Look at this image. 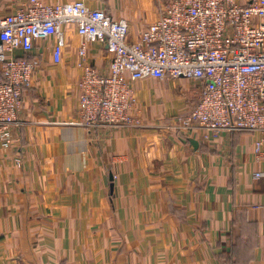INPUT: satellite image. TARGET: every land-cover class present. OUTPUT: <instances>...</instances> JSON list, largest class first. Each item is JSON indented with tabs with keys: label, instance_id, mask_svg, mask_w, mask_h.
<instances>
[{
	"label": "crops",
	"instance_id": "1",
	"mask_svg": "<svg viewBox=\"0 0 264 264\" xmlns=\"http://www.w3.org/2000/svg\"><path fill=\"white\" fill-rule=\"evenodd\" d=\"M26 1L0 0V16ZM42 1L125 20L134 42L170 0ZM63 32L58 63L54 37L13 53L35 71L12 143L0 142V264H264V147L254 152L264 135L177 127L197 103L185 79L172 107L178 80L136 82L130 127L78 126L81 39L73 24ZM87 55L105 70V44Z\"/></svg>",
	"mask_w": 264,
	"mask_h": 264
},
{
	"label": "built area",
	"instance_id": "2",
	"mask_svg": "<svg viewBox=\"0 0 264 264\" xmlns=\"http://www.w3.org/2000/svg\"><path fill=\"white\" fill-rule=\"evenodd\" d=\"M73 24L81 39L76 81L80 127L134 125L133 85L146 79H185L197 85V103L177 127L184 130L264 135V0H170L156 20L129 39L125 20H113L81 1L57 5L27 0L0 16V142L12 143L22 95L35 66L13 53H29L35 40L56 38L55 63L66 45L63 28ZM102 43L110 55L105 70L85 63L88 44ZM264 137L254 142L263 154ZM256 178L260 174H255Z\"/></svg>",
	"mask_w": 264,
	"mask_h": 264
},
{
	"label": "rangeland",
	"instance_id": "3",
	"mask_svg": "<svg viewBox=\"0 0 264 264\" xmlns=\"http://www.w3.org/2000/svg\"><path fill=\"white\" fill-rule=\"evenodd\" d=\"M178 81H176L177 83H175L173 85V83H170V91H169V95H167V101H166V97L163 98L166 107H172L174 106V104H176V101L178 99H180L182 97V94L184 93L183 89L184 87H181V80L180 79H176ZM188 82H191V84L193 83L192 81L187 80ZM193 86V85H191ZM196 90V89H195Z\"/></svg>",
	"mask_w": 264,
	"mask_h": 264
},
{
	"label": "water",
	"instance_id": "4",
	"mask_svg": "<svg viewBox=\"0 0 264 264\" xmlns=\"http://www.w3.org/2000/svg\"><path fill=\"white\" fill-rule=\"evenodd\" d=\"M109 180L112 181V175L109 176ZM110 191H112V185L110 186Z\"/></svg>",
	"mask_w": 264,
	"mask_h": 264
}]
</instances>
